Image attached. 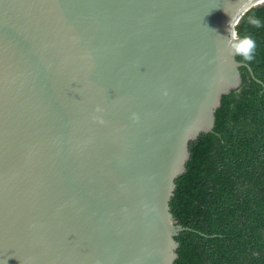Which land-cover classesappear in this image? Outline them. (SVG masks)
<instances>
[{
  "label": "water",
  "instance_id": "water-1",
  "mask_svg": "<svg viewBox=\"0 0 264 264\" xmlns=\"http://www.w3.org/2000/svg\"><path fill=\"white\" fill-rule=\"evenodd\" d=\"M263 3L0 0V264H173L175 179L247 66L223 37Z\"/></svg>",
  "mask_w": 264,
  "mask_h": 264
},
{
  "label": "trees",
  "instance_id": "trees-1",
  "mask_svg": "<svg viewBox=\"0 0 264 264\" xmlns=\"http://www.w3.org/2000/svg\"><path fill=\"white\" fill-rule=\"evenodd\" d=\"M235 31L255 39V59L236 56L250 69L240 66L242 83L223 95L213 130L189 143L170 199L186 227L174 237L173 264H264V3L245 11Z\"/></svg>",
  "mask_w": 264,
  "mask_h": 264
},
{
  "label": "clouds",
  "instance_id": "clouds-1",
  "mask_svg": "<svg viewBox=\"0 0 264 264\" xmlns=\"http://www.w3.org/2000/svg\"><path fill=\"white\" fill-rule=\"evenodd\" d=\"M250 23L257 27L260 26V21L255 18H251ZM228 31L229 36L223 38L226 40V47L229 55L234 57L239 56L244 62L251 63L255 59L257 48L255 39L251 35H239L238 32L234 30L232 18L229 22Z\"/></svg>",
  "mask_w": 264,
  "mask_h": 264
}]
</instances>
